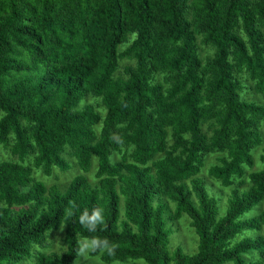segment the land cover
I'll list each match as a JSON object with an SVG mask.
<instances>
[{"label": "trees", "instance_id": "1", "mask_svg": "<svg viewBox=\"0 0 264 264\" xmlns=\"http://www.w3.org/2000/svg\"><path fill=\"white\" fill-rule=\"evenodd\" d=\"M247 83L264 98V0H0V264H75L91 237L118 245L88 254L103 264H264ZM56 170L74 175L40 178ZM97 207L89 232L78 217ZM184 216L194 252L172 242Z\"/></svg>", "mask_w": 264, "mask_h": 264}, {"label": "rangeland", "instance_id": "2", "mask_svg": "<svg viewBox=\"0 0 264 264\" xmlns=\"http://www.w3.org/2000/svg\"><path fill=\"white\" fill-rule=\"evenodd\" d=\"M124 46V45H123ZM122 46V47H123ZM121 48V47H120ZM213 55V50L210 47L207 46H200V57L202 59H207L208 57H211ZM128 61L123 60L120 63V68L123 67V65L125 66L126 63ZM246 87L245 89H243L242 93H241V97L242 99L245 100H252L254 102H256L257 104H261L264 106V98H262L260 95L256 94L253 92L252 84L251 83H247L245 84ZM91 96L86 97L85 99L87 100V102L90 103H94L95 105H97L99 108V112L104 113L105 108L104 106L101 104V102H99V98H97L95 101H92L93 99H91ZM260 134L262 137V141L261 143L254 148V150L252 151V156L255 159V169L260 168V163L258 160V156L262 153H264V122L262 123V125L260 126ZM1 156L3 158L6 157V154L4 151H2ZM212 156L208 157V159H205V166L203 168V172L201 174V177L204 178L206 180V182L208 184H210L212 189V192H215V194H219V188L217 187L216 183H214L211 179H209L208 177V166L211 163H215V160H209ZM74 175L73 171L67 172V173H61L60 171H55V174L52 177L49 178H45L40 176V178L47 184H53L55 182H58L60 184V186H63L64 184H66L71 177ZM224 196V197H223ZM226 195H221V200L219 201V206L221 209L222 213L225 208V199ZM264 211V200L258 204V206H256L252 212L248 213V216H255L257 214H259L260 212ZM169 215L173 214V207L171 210H169ZM174 225V226H173ZM168 226H173L174 229H177V231H174V233H176V235H174V233L171 235V238L173 236V244L174 246L176 244H178V242L181 244V247L186 251L188 250L189 252H194L195 250V246H196V236L194 233V230L192 228H190L188 226L187 223V217L184 216L182 217V219L176 220V221H168ZM250 235H254L253 233H250ZM63 238V228L57 230V231H51L46 235V239H47V246H48V250H46L47 253H51V252H60L63 248L62 246V240ZM79 259V260H78ZM78 260V264H103L101 263L98 259L96 258H92L89 257L88 255L83 257V258H77ZM76 260V261H77ZM76 264V262H75ZM114 264H120V263H114ZM130 264V263H127Z\"/></svg>", "mask_w": 264, "mask_h": 264}, {"label": "clouds", "instance_id": "3", "mask_svg": "<svg viewBox=\"0 0 264 264\" xmlns=\"http://www.w3.org/2000/svg\"><path fill=\"white\" fill-rule=\"evenodd\" d=\"M68 215H72L69 211ZM79 223L82 227L87 229L89 232H96L100 226L105 224L103 209L94 208L89 212L88 210L83 211L78 217ZM118 245L112 244L107 238L91 237L77 241V257L83 258L88 254L104 255L105 253L109 256H114ZM79 260V259H78ZM78 260L76 264H78ZM142 264L146 262L142 261Z\"/></svg>", "mask_w": 264, "mask_h": 264}]
</instances>
